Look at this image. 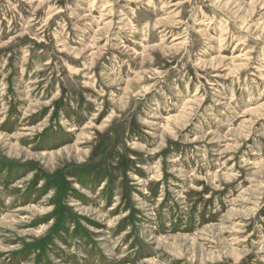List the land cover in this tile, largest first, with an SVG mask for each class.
<instances>
[{"label": "rangeland", "instance_id": "374dc122", "mask_svg": "<svg viewBox=\"0 0 264 264\" xmlns=\"http://www.w3.org/2000/svg\"><path fill=\"white\" fill-rule=\"evenodd\" d=\"M0 264H264V0H0Z\"/></svg>", "mask_w": 264, "mask_h": 264}]
</instances>
